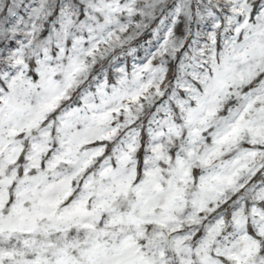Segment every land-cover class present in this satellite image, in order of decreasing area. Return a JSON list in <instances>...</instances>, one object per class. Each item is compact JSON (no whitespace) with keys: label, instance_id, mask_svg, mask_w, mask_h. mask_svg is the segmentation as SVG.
<instances>
[{"label":"snow or ice","instance_id":"snow-or-ice-1","mask_svg":"<svg viewBox=\"0 0 264 264\" xmlns=\"http://www.w3.org/2000/svg\"><path fill=\"white\" fill-rule=\"evenodd\" d=\"M0 264H264V0H0Z\"/></svg>","mask_w":264,"mask_h":264},{"label":"rangeland","instance_id":"rangeland-1","mask_svg":"<svg viewBox=\"0 0 264 264\" xmlns=\"http://www.w3.org/2000/svg\"><path fill=\"white\" fill-rule=\"evenodd\" d=\"M146 38H147L146 36L145 37H141L138 41H136L134 43H137V44L143 43ZM128 62L130 63V58H129Z\"/></svg>","mask_w":264,"mask_h":264}]
</instances>
